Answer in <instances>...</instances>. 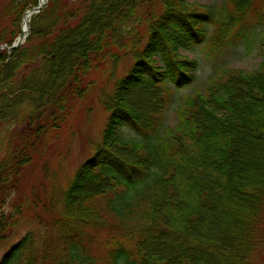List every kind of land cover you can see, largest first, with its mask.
<instances>
[{"label": "trees", "instance_id": "trees-1", "mask_svg": "<svg viewBox=\"0 0 264 264\" xmlns=\"http://www.w3.org/2000/svg\"><path fill=\"white\" fill-rule=\"evenodd\" d=\"M38 2L2 3L0 48L13 45ZM42 10L25 45L0 50V108L31 96L14 116L0 111V243L15 228L5 227L10 202L13 225L39 227L0 264H212L171 249L185 240L200 246L203 214L225 216L227 205L239 250L223 249L228 261L264 264V177L244 180L246 141L264 147V51L258 69L224 71L204 94L183 99L178 125L161 130L172 86L194 83L199 68L180 51L199 45L217 58L240 46L264 22V0H223L217 8L188 0H49ZM122 55L136 60L106 102L103 144L66 187L49 183L45 166L59 152L62 128ZM133 92L146 97V111L128 103ZM122 128L135 139L119 135ZM253 165L264 172L262 161ZM175 239L181 242L169 243Z\"/></svg>", "mask_w": 264, "mask_h": 264}, {"label": "rangeland", "instance_id": "rangeland-1", "mask_svg": "<svg viewBox=\"0 0 264 264\" xmlns=\"http://www.w3.org/2000/svg\"><path fill=\"white\" fill-rule=\"evenodd\" d=\"M24 1V0H22ZM7 0H0V8L2 3ZM188 3H198L201 5H211L215 8L220 7L223 4V0H188ZM23 20L21 24V33L23 27ZM254 34L236 48H230L225 53L220 54L219 57L214 58L210 55L209 51L204 46H197L194 50H181V55L189 57L190 59L198 63V71L195 74V82L183 88H175L173 103L170 106L168 113L164 117L162 131L174 128L178 125L179 106L182 105L183 99L194 94H204L209 85L210 81L216 80L222 76L224 71L231 70H245L252 71L260 67L262 62V53L264 51V22L258 26ZM120 31L117 33L119 37ZM21 35V34H20ZM19 35V36H20ZM17 40V39H16ZM137 58H139L137 56ZM136 58L135 56H120L117 57L110 77L107 76V83L98 84L91 93V96L87 98L82 108L75 111L72 115V119L62 128L60 136H58L55 146L59 151L55 156L48 158L50 163L47 161V171L51 174L50 183L61 185L63 188L67 186L68 180H70L77 169L84 164V162L90 160L95 153L99 150L98 145L103 144L104 130L106 123L110 117L109 111L107 110V100L111 96L113 87L118 80L125 76L131 67L134 65ZM52 66L50 63L43 65V71L45 76L44 81H52L51 77ZM41 83L38 82V85ZM50 85V83H49ZM51 86V85H50ZM31 96H19L9 102H6V106L0 108V111H8L9 115L14 116L17 112L19 105ZM128 103L135 109L146 111L147 101L146 97L138 92H133L128 97ZM124 139L133 140L135 139L134 133L129 128H122L118 131ZM121 157L127 158L129 153L114 146L113 151L117 152ZM245 158L246 167L244 170V180L257 181L264 177V172L260 171L253 164L257 161L264 163V147L255 141H246L245 146ZM11 203V202H10ZM7 204L4 210L6 228L14 226L13 234L11 238L5 239L0 243V261L3 255L11 249L13 244L19 242L25 234L30 231L38 230L39 227L35 223L27 224L24 221L13 225L12 215L16 212L11 204ZM249 205H246L247 208ZM229 214L221 216L219 214L208 213L205 211L203 214V223L198 227V232L195 233L200 246H195V242L191 240H185L180 249V246H171L174 254L180 256L186 251H191L195 255L200 253L201 256L208 259L212 264H233L228 261L227 252L223 249H234V253L238 254L239 250L232 243L234 236L233 220L235 219L234 208L227 205ZM223 208V210H226ZM6 228L3 231L5 234ZM175 238V237H174ZM173 240L172 238H170ZM179 240L170 241L169 243L174 245ZM167 247L165 248V250ZM229 251V250H227ZM233 253V254H234Z\"/></svg>", "mask_w": 264, "mask_h": 264}, {"label": "water", "instance_id": "water-1", "mask_svg": "<svg viewBox=\"0 0 264 264\" xmlns=\"http://www.w3.org/2000/svg\"><path fill=\"white\" fill-rule=\"evenodd\" d=\"M47 0H44V2L42 4H40L39 6L35 7L32 11H29V12H32L33 16H35V14H39L42 10V7L43 5L45 4ZM31 27L30 25H28V31H30ZM29 36V33L26 34L25 36H20L17 41L14 43V45L12 47H7L9 50H15L16 48H19L20 46H22L23 44H25V41L26 39L28 38Z\"/></svg>", "mask_w": 264, "mask_h": 264}, {"label": "bare ground", "instance_id": "bare-ground-1", "mask_svg": "<svg viewBox=\"0 0 264 264\" xmlns=\"http://www.w3.org/2000/svg\"><path fill=\"white\" fill-rule=\"evenodd\" d=\"M41 3L44 2V0H40ZM32 12H28L26 13L24 20H23V27H22V35L25 36L26 34H28V25L31 23V19L33 17Z\"/></svg>", "mask_w": 264, "mask_h": 264}]
</instances>
